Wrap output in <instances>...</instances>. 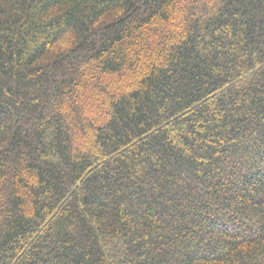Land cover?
Returning <instances> with one entry per match:
<instances>
[{
  "label": "trees",
  "instance_id": "trees-1",
  "mask_svg": "<svg viewBox=\"0 0 264 264\" xmlns=\"http://www.w3.org/2000/svg\"><path fill=\"white\" fill-rule=\"evenodd\" d=\"M0 264H264V0H0Z\"/></svg>",
  "mask_w": 264,
  "mask_h": 264
}]
</instances>
